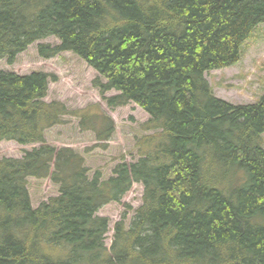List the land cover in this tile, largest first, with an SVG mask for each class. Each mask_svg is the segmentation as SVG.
<instances>
[{
	"label": "trees",
	"instance_id": "obj_1",
	"mask_svg": "<svg viewBox=\"0 0 264 264\" xmlns=\"http://www.w3.org/2000/svg\"><path fill=\"white\" fill-rule=\"evenodd\" d=\"M258 23L264 0H0V60L13 64L31 43L53 36L58 43H38V56L72 53L98 74L91 82L108 107L132 98L166 114L171 132L158 135L155 145L166 140L160 150L145 139L135 160L120 159L106 178L99 169L90 175L82 153L48 144L45 133L73 115L81 131L109 140L114 120L97 103L69 109L48 101L54 73L0 69V141H42L32 151L45 164L34 169L32 151L0 159V264H264V227L248 225L251 214L264 213V93L232 103L202 74L237 61ZM199 157L213 159L211 187L242 167L235 204L206 189ZM27 174L49 178L59 194L34 208ZM133 183L143 187L141 203L128 224L126 211L115 221L114 241L103 248L99 234L110 220L96 212L120 202Z\"/></svg>",
	"mask_w": 264,
	"mask_h": 264
},
{
	"label": "rangeland",
	"instance_id": "obj_2",
	"mask_svg": "<svg viewBox=\"0 0 264 264\" xmlns=\"http://www.w3.org/2000/svg\"><path fill=\"white\" fill-rule=\"evenodd\" d=\"M39 42L54 44L56 40L48 37L34 42L17 56L13 64L8 65L5 59L0 60V69L18 73H28L33 70L54 73L58 78L55 82L49 83L46 96L48 101L60 100L69 109L97 103L115 122L112 138L104 142L96 139L95 134L90 131H81L78 117L65 115L62 123L46 131V142L56 147L70 146L76 149L84 155L90 175L94 170L99 169L104 178L111 174L113 166L120 159L127 162L135 160L137 153L134 139L139 133L135 128L140 118L139 109L132 103L127 107H108L98 88L92 85V79L97 76L93 69L69 52H63L52 58H42L36 51ZM206 78L214 87L215 93L228 101L235 103L256 101L264 92V25L256 28L244 43L242 57L237 65L208 71ZM111 94L113 91L104 93L105 96ZM30 147L11 141L2 142L0 157H20L23 150ZM28 187L34 206L57 193L56 185L49 178H29ZM142 190V185L135 183L120 202L106 204L98 211V214L107 216L110 220L107 246L110 245L114 222L126 211L125 222L129 223L134 209L141 203ZM127 205L130 208H127Z\"/></svg>",
	"mask_w": 264,
	"mask_h": 264
},
{
	"label": "bare ground",
	"instance_id": "obj_3",
	"mask_svg": "<svg viewBox=\"0 0 264 264\" xmlns=\"http://www.w3.org/2000/svg\"><path fill=\"white\" fill-rule=\"evenodd\" d=\"M107 21H110V20L107 19ZM260 25H264V23H258L250 31V33L248 34V36L246 37V39H244V41L242 42V44L240 46V53H239L238 60L235 61L234 63L226 66L225 68H228V67H231V66H235V65L238 64V62H240L241 57H242V48H243L244 43L250 38L252 32L256 28H258ZM48 37H53V36H48ZM48 37H46V38H48ZM46 38H43V39H46ZM43 39H39L37 41H41ZM33 43H31V44H33ZM39 43H43V42H39ZM48 43H50V42H48ZM56 43H58L57 40H56ZM50 44H52V43H50ZM0 51H1V49H0ZM4 53H5V50H4ZM61 53H63V52H60L57 55H60ZM50 58H52V57H50ZM83 62L86 63L85 61H83ZM217 69H219V68L206 69V70H203L202 71V74L205 77V79L208 81V79L206 78V73L208 71L217 70ZM103 81H106V80L103 79ZM208 83H209V85H210V87L212 89L213 94L216 97L223 99L221 96H219L218 94L215 93L214 87L211 85V83L209 81H208ZM199 90H200V86H197L194 89V94L196 95ZM110 91H112V90H110ZM114 94H121V92L119 90H116V91H114ZM171 95H172V93H171ZM124 99L126 101V103L123 105L124 107L125 106L127 107L128 105H131V103H132L133 105H135L139 109L138 111H140L139 112L140 113L139 114L140 115V118H139V121L137 122V125L135 127L136 129L139 130L138 135H136L135 136V139H134V147L136 148V151H137V148L139 147L140 143L143 140H145V139L146 140H148V139L150 140V142H151L150 143V148H154L155 147L157 150H160V146L163 145V144H166V140H160L161 141L160 144L159 145H155L154 143L157 140L158 135L160 134L162 136V138L165 139V138H169L170 137V133H171L170 130H169V128L166 125V121H167L166 114H164V113H157V114L153 115V114L149 113L148 111L146 112L139 105H137L136 102L132 98H129V97L124 96ZM117 107H121V106H117ZM31 137H32V135H28V136H26L24 138L25 139H30ZM150 137H151V139H150ZM146 140H145V142H146ZM6 141L16 142L19 145L31 146V147L24 149L23 150V153H22V155L20 157H7V156H3V157H0V159H3V158H18L20 160V158H24V157L27 156L26 151H28L30 153L33 149H39L40 150L41 147L43 146L42 141H32V142H27V143L25 142L24 143V142H18L17 140H11V139L10 140H5V139L4 140H1L0 141V144L2 142H6ZM144 146H145V144H143L141 146V148L144 147ZM140 149L138 151H140ZM194 152L197 155L200 154V152L197 151V150H195ZM163 156H166V155L164 153L163 154L160 153L159 157H163ZM30 157H31V163H32L34 169H39V168H41V167H43L45 165L44 163L38 161V152L32 151L30 153ZM252 158H255L257 161H259V158L256 155L252 156ZM214 159H217V158H214ZM210 160H213V159H208V158L207 159H205V158H201L200 159V157L197 158V175L199 176L200 181L203 182L207 186L206 189L212 188L213 190H215L216 192H218L222 197L229 198L232 201V203L235 204V202L237 201V193H238V187H237L238 180H239L238 176H240L241 171H243L242 167L240 168L239 166H237L236 169H234L233 171H230V174H231V181L230 182L223 183V184H218V181H216V182H214V186L215 187H211L209 185V183H207L210 180V177H209L210 165L208 164ZM5 176L6 177H9V176H13V175L12 174H5ZM29 178L43 179L45 177L35 176V175H32V174L24 175L25 186H27V189H28V192H29V195H30V191H29V187H28V179ZM14 179L17 182L18 187H21L20 182H18V179L17 178H14ZM133 184H135V183H133ZM56 188H57V193L56 194L49 196L46 200L41 201L38 205H40L42 202H50V199L52 197H55L56 195H58L59 194L58 186H56ZM79 191H81V190H79ZM30 201H31V204H32V206L34 208L38 206V205L34 206V204L32 202V199H31V195H30ZM96 214L97 215H100V214H98V211L96 212ZM248 225L251 228H253V227L255 228V226L264 227V213L257 212L255 214H251L248 217ZM41 228H42V225L40 224L39 227H38V229H37V232L35 233V235H42V233L40 232ZM35 229H36L35 227L31 228L32 231L35 230ZM109 229H110V226L108 225L106 231L103 234H99L100 235L99 240L102 243L101 244V247L105 248V246H106V248L108 250H110V245L114 241V234H113L114 233V230L112 228V236H111L110 245L109 246L106 245V238H107V233L109 232ZM116 240L117 241H121L123 239H122L121 236H119V237L116 238ZM46 242L47 243H50V241H46ZM47 248H48V246H47ZM160 248H162V247H160ZM165 248L167 249V251H170L171 252V249H170L169 246H166ZM43 254H45L47 256L49 255L48 253H43ZM132 263L133 264H138L137 262L134 261V259H133V262ZM140 264H142V263H140Z\"/></svg>",
	"mask_w": 264,
	"mask_h": 264
}]
</instances>
